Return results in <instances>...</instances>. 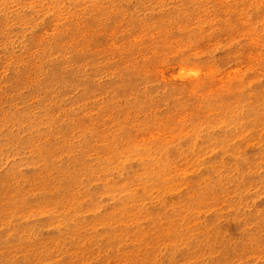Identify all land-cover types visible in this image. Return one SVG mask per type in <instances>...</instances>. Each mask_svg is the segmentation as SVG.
<instances>
[{"label": "rangeland", "instance_id": "rangeland-1", "mask_svg": "<svg viewBox=\"0 0 264 264\" xmlns=\"http://www.w3.org/2000/svg\"><path fill=\"white\" fill-rule=\"evenodd\" d=\"M262 210L264 0H0V264H264Z\"/></svg>", "mask_w": 264, "mask_h": 264}, {"label": "bare ground", "instance_id": "bare-ground-1", "mask_svg": "<svg viewBox=\"0 0 264 264\" xmlns=\"http://www.w3.org/2000/svg\"><path fill=\"white\" fill-rule=\"evenodd\" d=\"M141 1L144 2L145 0H141ZM147 1H151V0H147ZM125 2H126V0H116V3L118 5H120V6L125 5ZM69 33H71L73 35V37L76 35L75 32H73V31H70ZM64 47H65V45L62 44L55 51H50V52L54 56H58V54H59L63 59H65V57L67 55H69L70 53H67L65 51V48ZM44 50H47V49L44 47ZM86 52H82V50H81V51H77L76 54H78L79 56H82L83 53H86ZM65 60H67V59H65ZM60 61H62V60H60ZM132 76H138V74L137 73H128V80L129 81L132 80L131 79ZM249 93H250L249 90L243 92V99L240 97L239 98V102L243 105L244 113H246L245 116H248V118H249V120L247 118H245L247 124H249L250 126L256 128L257 127V124L259 122V114H258L257 111L252 110L251 108H249L248 102L245 101V99L249 96ZM227 135L228 134L226 133L225 136H227ZM186 154L187 153H184L183 152L180 155H175V160H177L176 159L177 157L179 159L180 158H184L186 156ZM244 159H246V158H245V156L243 154H240L238 156V161L240 163ZM182 167H183V170L184 171H186L185 169L188 168L187 165H183ZM169 169H171V167H169ZM221 177H223V176H221ZM197 178L194 180L193 183H191V185H193V187H196L200 191L199 198H209V199H212V200H217V199L221 198L223 195L226 196V195L229 194V191H226L224 193V191L222 190V188L220 186L221 183L220 182H217V181H214L213 178H212V176H210V175H208L206 173H201ZM158 180H161V179H158ZM161 181L162 182L159 183L161 186H165V184H167L164 179L161 180ZM197 186H200V188L197 187ZM236 202L238 204V201H236ZM262 211H264V210H262ZM261 215H262V218L261 219H258V220H259V222H264V212H261ZM241 216L243 217V219H242L243 222L249 223L248 220L246 219L247 216L246 217H245V215H241ZM215 219H217V217L213 219V222L215 221ZM259 222H258V224H260ZM258 224H255L254 225L255 228L252 229L250 232L241 233V234H243L242 236H244V241L242 242L244 245L245 244H249L251 241H253L254 239L258 238L259 236L260 237L263 236L262 235L263 234L262 229H264V226L263 225H258ZM203 228L207 231V228L206 227H203ZM230 229H231V231H235L236 229L237 230H240V231L242 230V228L237 223H233L231 225V228ZM178 230H179V233L182 236H183L184 233H186V230H180V229H178ZM186 237H187V235H186ZM194 243H195V241L192 242V244H194ZM210 248H212L213 251H215L213 245H211ZM203 249H204V246L203 245H200L199 246V251L197 253L198 254L199 253H203V251H202ZM219 251H221V249H219ZM215 252H217V251H215ZM217 253H218V258L214 261L216 264H230V262L227 260V258L225 256L226 255V252H217ZM185 255H186V253H180L179 254V257L182 258ZM188 257L191 259L193 257L192 253H189ZM195 260H197V256H196V259ZM146 261H147L146 259H138V260H136V264H146V263L147 264H154L153 261H150V260H148L147 262ZM175 261H177V260H175V258L171 257V259H170V262L171 263L166 262V264H175L174 263ZM210 264H213V263H210Z\"/></svg>", "mask_w": 264, "mask_h": 264}]
</instances>
